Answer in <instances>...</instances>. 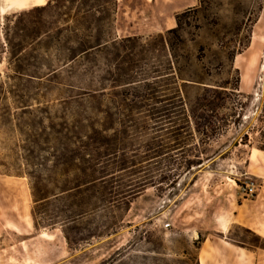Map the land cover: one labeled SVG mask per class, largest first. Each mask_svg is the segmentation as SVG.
Here are the masks:
<instances>
[{
    "label": "rangeland",
    "instance_id": "374dc122",
    "mask_svg": "<svg viewBox=\"0 0 264 264\" xmlns=\"http://www.w3.org/2000/svg\"><path fill=\"white\" fill-rule=\"evenodd\" d=\"M78 4L115 9L109 31L117 37V1L79 0L74 5ZM31 8L0 11V175L13 177H0V264H196L202 240L231 215L236 191L244 195L245 183L250 181L264 186L262 179L248 172L249 153L254 150L255 161L261 151L256 147L260 145L257 119L264 102V39L253 45L251 40L255 32L264 37V0H202L185 10L181 31L165 35V46L156 37L172 28L140 35L142 44L155 49L145 69H163L169 58L167 43H171L184 69L183 78L200 75L205 83L227 86L230 92L238 75L243 109H237L241 117L236 126L201 146L203 137L197 134L164 135L159 130L169 127L165 121L139 120L135 114L105 117L102 123L117 130L120 151L115 161H108L102 149L91 155L95 160L90 163L89 157L75 161L72 153L73 143L82 152L89 142V106L70 99L87 87L69 76L81 66L65 67L53 51L47 56L38 51L43 53L41 59L32 58L38 53H29L23 73L39 76L47 72L46 67L61 69L59 79L47 82L16 76V66L8 64L6 34L14 41L16 31L12 17ZM45 39L41 32L42 47ZM254 52L257 64L249 70ZM104 87L108 97L103 104L111 109L119 102L111 94L120 89L112 90L110 82H104ZM113 133H107V142ZM244 135L246 145L240 144ZM47 139L49 143L44 142ZM33 140L40 141L39 148H33ZM182 142L190 145L150 161L143 158L148 148L153 153ZM30 151L38 157L33 185L25 175L23 159ZM197 156L202 165L187 164ZM25 184L32 226L19 232L16 227L25 223L23 205L29 199ZM44 196L49 198L39 201ZM228 238L250 249L264 246L240 227H232Z\"/></svg>",
    "mask_w": 264,
    "mask_h": 264
},
{
    "label": "trees",
    "instance_id": "16d2710c",
    "mask_svg": "<svg viewBox=\"0 0 264 264\" xmlns=\"http://www.w3.org/2000/svg\"><path fill=\"white\" fill-rule=\"evenodd\" d=\"M77 1L79 0H48L43 6L33 7L14 15L12 17L16 20L14 41L6 34L8 64L16 66L13 70L16 76L47 82H55L59 79L60 68L46 67L47 72L39 76L23 73L22 64L26 62L29 53H38L40 50L46 56L49 51L56 53L58 57L63 58V61L59 62H66L65 67L68 64L81 66L70 72L69 76L79 84H86L87 87L82 89V93L70 99L74 104L86 103L89 106V142L82 146L84 147L82 152L77 144L73 143L75 148L72 153L76 154L75 161L85 162L86 157L91 158V155L102 149L108 161H115L120 151L117 143V130L102 123L105 117L112 120L116 116L119 118V116L135 114L139 120L165 121L169 123V127L159 130L166 132L164 135L171 134L180 137L185 133L192 137L193 134H197L203 137L201 146L206 145V141L221 135L229 126H236L243 109L240 102L241 94L237 93L239 92L238 75L236 85L231 88L230 92L227 91L229 88L227 86L205 83L200 75L183 78L184 69L173 55L174 49L171 43H167L169 58L163 69L155 66L145 69L149 55L155 50L154 47L142 44L140 36L120 39L112 37L109 30L114 25V20L111 18L115 9L74 5ZM65 2L73 5L66 6ZM201 2L202 0H198V3ZM186 13L187 11L176 14L174 16L176 26L156 37L164 43V46L166 45L165 35H176L181 31L182 18ZM41 32L46 36L43 47L41 42H38ZM41 56L43 53H38L37 56L32 55V58L41 59ZM111 65L113 69L108 68ZM103 73H106L108 77L106 78ZM104 82H110L112 90L120 89L111 94L119 100L113 103L111 109L105 108L103 104L105 97H108ZM71 87L74 86L71 85ZM188 89H193L194 95L186 91ZM238 108L241 109L239 113ZM261 111L262 114L257 119L260 124L257 129L260 145L256 148L264 151V102ZM175 120L182 123L177 125ZM110 130H114L113 138L111 142H107L109 136L107 133ZM48 140L44 142L49 143ZM32 143L34 149L40 147V141L33 140ZM247 143L248 136L244 135L240 144L246 145ZM189 145L182 142L162 147L153 153H148L150 151L148 148L144 151L143 158L150 161L169 154L171 151H181ZM194 150L199 151L196 146ZM29 153L23 159L25 175L33 185L38 178L34 174L37 168L35 161L38 157L35 151ZM111 157L112 159H108ZM196 158L197 160L194 161H186L187 164L202 165L200 157ZM94 160L91 158L86 162L90 163ZM81 171L83 172L84 169ZM78 188L79 186L74 187V189ZM32 196L35 194L32 193ZM48 198L44 196L39 201H46ZM251 234L264 245V239ZM261 248L264 249V246Z\"/></svg>",
    "mask_w": 264,
    "mask_h": 264
},
{
    "label": "crops",
    "instance_id": "0c3cea01",
    "mask_svg": "<svg viewBox=\"0 0 264 264\" xmlns=\"http://www.w3.org/2000/svg\"><path fill=\"white\" fill-rule=\"evenodd\" d=\"M2 1L4 4H1L0 11L4 14L7 10L37 7L39 1L42 0ZM197 4L198 0H117L116 35L118 38L140 36L173 28L176 24L174 16ZM127 25L130 28H124ZM134 26L152 27L153 30L137 31L133 28ZM253 151L248 156V172L264 181V152L258 151L253 161ZM0 177L13 178L6 175H0ZM23 192L26 201V193L24 190ZM28 196L29 199L23 205L25 223L16 227L19 232L32 226L31 213L27 206L30 200L29 192ZM234 201L235 206L231 215L220 220L218 229L206 235L202 240L197 252L198 264H264V250L250 249L228 238L230 229L235 226L264 239V186H261L253 197L241 196L236 191ZM18 235L27 234L19 233Z\"/></svg>",
    "mask_w": 264,
    "mask_h": 264
},
{
    "label": "bare ground",
    "instance_id": "6f19581e",
    "mask_svg": "<svg viewBox=\"0 0 264 264\" xmlns=\"http://www.w3.org/2000/svg\"><path fill=\"white\" fill-rule=\"evenodd\" d=\"M44 4V1L42 0V1H39V3L37 4V6H41V5H43ZM261 20V19H260ZM263 23V22H262ZM258 25V24H257ZM260 25V24H259ZM261 26V25H260ZM263 26V25H262ZM262 28V27H261ZM260 32V31H259ZM264 33V32H263ZM262 33V34H263ZM264 39V37H262V36H260L259 35V33L258 32H255L254 34H253V37H252V40H251V45H253V43L254 44H256L258 41H261V40H263ZM253 56H252V61L250 60V64H249V70L250 69H252V68H254L255 66H256V64H257V58H258V55H257V53L256 52H254L253 54H252ZM235 64H240L239 63V58L238 57H236V59H235ZM238 68V67H237ZM263 69H264V66H263ZM223 232H224V230H223Z\"/></svg>",
    "mask_w": 264,
    "mask_h": 264
},
{
    "label": "built area",
    "instance_id": "2783aa9c",
    "mask_svg": "<svg viewBox=\"0 0 264 264\" xmlns=\"http://www.w3.org/2000/svg\"><path fill=\"white\" fill-rule=\"evenodd\" d=\"M260 187L253 181L245 183L244 195L248 197H253L257 194Z\"/></svg>",
    "mask_w": 264,
    "mask_h": 264
}]
</instances>
